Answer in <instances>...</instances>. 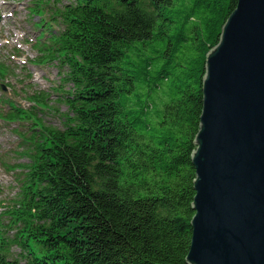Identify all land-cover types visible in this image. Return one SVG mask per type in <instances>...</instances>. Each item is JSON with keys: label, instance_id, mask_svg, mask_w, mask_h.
Listing matches in <instances>:
<instances>
[{"label": "trees", "instance_id": "1", "mask_svg": "<svg viewBox=\"0 0 264 264\" xmlns=\"http://www.w3.org/2000/svg\"><path fill=\"white\" fill-rule=\"evenodd\" d=\"M35 1L70 88L61 128L30 109L0 264H189L205 60L238 0Z\"/></svg>", "mask_w": 264, "mask_h": 264}, {"label": "water", "instance_id": "2", "mask_svg": "<svg viewBox=\"0 0 264 264\" xmlns=\"http://www.w3.org/2000/svg\"><path fill=\"white\" fill-rule=\"evenodd\" d=\"M189 264H264V0H238L206 55Z\"/></svg>", "mask_w": 264, "mask_h": 264}, {"label": "rangeland", "instance_id": "3", "mask_svg": "<svg viewBox=\"0 0 264 264\" xmlns=\"http://www.w3.org/2000/svg\"><path fill=\"white\" fill-rule=\"evenodd\" d=\"M34 3L0 0V215L15 207L20 192L18 180L23 175L19 166L29 162L25 149L30 145L21 136L34 121L31 107L39 110L38 118L57 128H61L67 109L59 102L70 88L62 80L65 68L60 69L42 47L45 38L41 34L50 19L47 13L43 18L35 14ZM13 109L19 118L8 120L6 114ZM2 220L6 224L8 217ZM13 233L8 235L13 237ZM18 253L19 249L12 247L11 256L15 258Z\"/></svg>", "mask_w": 264, "mask_h": 264}]
</instances>
